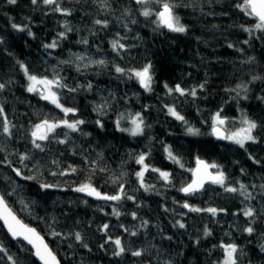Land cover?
Listing matches in <instances>:
<instances>
[{
	"label": "trees",
	"instance_id": "trees-1",
	"mask_svg": "<svg viewBox=\"0 0 264 264\" xmlns=\"http://www.w3.org/2000/svg\"><path fill=\"white\" fill-rule=\"evenodd\" d=\"M58 2L71 14L55 12V5L42 0L36 5L31 0L15 4L0 0V83L5 84L0 90L4 108L0 194L9 207L44 236L60 264H164L170 259L173 264H218L224 256L222 243L244 250L246 255L238 264H264L260 251L264 245V99H260L264 97V32L254 29L255 17L236 6L243 0H169L177 5L174 13L186 26L184 33L157 26L160 4L156 0L143 5L136 0H105L106 7L100 0ZM145 8L152 15H141ZM97 19L107 20L108 26L96 25ZM65 22L72 31L66 32ZM13 24L27 25L33 35L13 29ZM61 32H66L65 38L59 37ZM117 39L125 47L114 51L111 42ZM54 40L58 47L45 49ZM78 56L83 59L77 60ZM21 63L32 75L61 79L66 87H54L59 103L76 111L65 114L38 92L26 91L28 80ZM149 63L152 84L151 90H145L129 70H141ZM117 66L125 73H117ZM253 76L262 79L253 81ZM166 84L172 89L179 85L185 94L169 93ZM237 85H247V92ZM192 89L195 97L188 94ZM105 103L103 115L95 111ZM169 107L184 120L171 115ZM137 113L144 121L141 135L117 130L118 119L120 127L131 129ZM217 113L225 119L226 133L241 128L245 116L255 121L257 141H247L243 148L230 140L217 141L212 134ZM5 118L10 135L2 132ZM97 119L103 129L96 125ZM43 120L85 123L76 132L57 128L49 140L38 141L41 151L32 144L31 130ZM188 128L198 134H189ZM166 147L179 163L168 159ZM142 153L147 154L149 166L143 175L148 190L136 175L142 168L137 163ZM22 155L29 158L21 161ZM198 158L217 165L213 169L225 174V185L207 183L200 191L183 194L180 189L190 182ZM152 169L168 172L169 179ZM42 184L53 187L42 189ZM84 184L108 196L117 195L123 185L124 194L112 202L93 200L75 190ZM240 184L251 199L240 191L225 190L239 189ZM185 203L218 211L215 215L190 211L183 207ZM249 207L255 211L254 218L243 214ZM144 221L148 223L142 227ZM177 221L185 227L174 226ZM105 224L109 227L103 231ZM250 224L251 235L244 231ZM53 231L61 235L53 236ZM75 232L81 233L88 248L75 240ZM109 237L122 241L124 254L113 256L115 245ZM0 247L5 250L0 252V264H38L27 245L11 240L1 225ZM144 248L149 251L142 257L131 255Z\"/></svg>",
	"mask_w": 264,
	"mask_h": 264
},
{
	"label": "snow or ice",
	"instance_id": "snow-or-ice-1",
	"mask_svg": "<svg viewBox=\"0 0 264 264\" xmlns=\"http://www.w3.org/2000/svg\"><path fill=\"white\" fill-rule=\"evenodd\" d=\"M17 0H8V3L10 4H15ZM138 4H145L146 2H151V0H136ZM157 3L160 4V11L156 12V21L155 23L157 24L158 27H165L171 32H177V33H184L187 31L186 26L181 24L180 22V17L175 15L174 9L177 7L176 4L169 2V0H156ZM31 3L33 5H36L38 3V0H31ZM42 3L45 5H55L53 11L55 12H60L64 15H70L71 10L70 9H65L62 8L58 0H42ZM101 7H106L105 0H100ZM238 8H240L246 15L252 16L256 18V23L254 25V29L260 30L264 32V0H243L242 4H237L236 5ZM141 15L144 17H149L152 15V12L150 9L145 8L142 12ZM94 23L96 25H103L104 27L108 26V21L107 20H95ZM135 23V21H133ZM13 29L23 32V31H28V35L32 36L33 33L31 32L30 29H28L27 25H17L13 24L12 25ZM64 27L67 31H72L70 27H68L67 23L65 22ZM244 31L249 32L250 34L252 33L253 29L250 28H244ZM66 32H61L59 33L60 38H65L66 37ZM84 44H87V40L81 41ZM3 43V40L0 39V44ZM244 43H248V41H244ZM112 48L115 51L117 48L123 49L125 46L120 43V41L113 40L111 42ZM45 49H55L58 47L57 41H53L50 44L44 45ZM229 47H232V45H229ZM83 57L78 56L77 60H81ZM254 58L249 57V61L253 60ZM62 63H68V62H62ZM90 63L94 64H99V65H104L105 61L104 60H91ZM88 65H85L87 67ZM20 68L24 71L25 76L27 77L28 80V85L26 88V91L30 93L38 92L41 99L47 100L52 104H55L56 107L61 108V110L67 114L69 112H75V109L72 108H64L60 103H59V98L57 96V93L53 91V86L56 88H63L66 87L64 83H62L61 79L59 78H54V79H48L47 77H37L35 75H32L28 72V69L25 67L24 64H20ZM151 69L152 65L146 64L141 70H129L132 75H134L141 86L145 90H151V84H152V74H151ZM79 71L80 69L77 68ZM115 71L117 73H125V69H122L120 67H116ZM257 79H262V77L259 76H253L252 80L255 81ZM79 87V86H78ZM165 87L168 89L169 93L172 92H177L180 93L181 95L185 94V90L182 89L179 85H176L175 89L168 88L167 84ZM200 88H203L204 85L201 84L199 86ZM5 88V84L0 83V90H3ZM88 89L92 88L91 83L87 85ZM237 89H243L244 92L246 93L248 90L247 85H237ZM70 92H75L77 91V88H69ZM188 94L192 95L195 97L196 95V90L192 89ZM239 92H237V95L239 96ZM244 99H247V96L245 95L243 97ZM260 99H264V97H261ZM108 105L107 103L97 107L95 111H97L99 114L103 115L104 114V109L107 108ZM168 111L171 115H173L176 119L183 121L184 117L179 115L175 111L174 108L169 107ZM4 115V108L2 105H0V117ZM122 118V117H121ZM85 121L83 120H76L71 123H69L67 120H61V121H49V120H43L40 123L34 125L33 129L31 130V137H32V144L34 148L40 149L43 151V148L41 144L38 141H46L49 140V134L54 133L55 130L61 126H64L68 129H70L73 132L79 131V125L84 124ZM96 125L100 128L103 129L104 124L102 120L97 119L95 121ZM225 124V119L221 118L220 113H217L213 117V126H212V134L217 136L219 139H224V140H230L236 144H238L241 148L245 146V142L251 141L255 143L257 141V137L253 135L254 130H256L259 125L247 118L242 120V127L239 128L237 131L232 132V133H225L221 130V126ZM132 125L133 127L131 129L127 128H122L120 127V119L116 121V128L118 131L121 132H129L133 136L141 135L144 130V121L142 117L140 116L139 113L136 114L135 117L132 118ZM10 123L9 121L5 118L3 121V127H2V132L4 135H10ZM188 133L196 135L198 134L197 129L193 128H188ZM87 135V134H85ZM65 136L67 137L68 134L65 133ZM59 143L63 144L66 141L65 140H60L58 141ZM165 151L167 152L168 159L173 160L176 163H179V160L173 155L171 150L169 148H165ZM146 153H142L138 156L137 158V163L142 165L141 171L137 172L136 175L141 181V187H144L145 190H148V186L143 184V175L144 172L148 170V165L145 164V157ZM29 157L26 155H22L20 157L21 161L28 159ZM93 165L96 164V161L91 162ZM197 168L191 169L193 173V180L191 183H189L186 187H183L180 189V191L184 193H193L198 191L199 189L203 188L205 180H210L214 184H219L221 186L225 185V174L222 171H218L215 175L212 173L208 172L207 169L209 167L217 168V165H207L204 163V161H201L197 159ZM183 167V165H181ZM103 170V169H101ZM15 171L16 175L19 176L21 175V172L19 169H13ZM71 171H76L75 168L71 169ZM154 172H159L160 177H162L164 180L169 179V173L160 171L159 169H152ZM243 171V170H242ZM63 175V173H61ZM33 177H27V179H32ZM42 189H47L53 187V185L49 184H42L40 185ZM255 187V186H253ZM261 188L264 189V185H261ZM120 193L117 195H112V196H101V193H99L94 187H92L90 184H84L81 185L80 187L76 188L75 190L78 192H85L88 195L91 196H96L97 198L105 199V200H112V201H117L120 200L123 193V185H120ZM226 191L228 192H237L240 191L241 195H246V199H251V194L247 193V188L244 184H240L239 189L236 187H226ZM128 199H133V197H127ZM185 208H189L190 211H207L215 215L217 213V209L215 208H207V209H199V208H193L189 204L185 203L183 205ZM220 211H223L222 209ZM113 213L115 215H119V212H117L115 209L113 210ZM244 216L249 217V218H254L255 216V211L251 207L247 208L244 211ZM133 217H136V213H132ZM0 220H3L4 225L7 227L8 232L11 233V235L14 238L17 237H22L23 240L27 241L29 244L32 245V247L35 249L34 255L38 257L43 264H59V261L56 259L55 255L52 253V251L49 249L48 245L44 242L43 237H41L34 228H30L27 225L23 224L17 217L12 213L11 209L8 207L5 197L3 195H0ZM147 221L142 222V227L147 225ZM179 228H184L185 225L183 223H180L179 221L176 222V225ZM108 225L105 224L103 226V231H106L108 229ZM127 231V229H125ZM245 232H247L249 235H251L254 232L253 226L251 224L244 229ZM136 232H132L131 235H136ZM53 236H60L61 233H57L55 231L52 232ZM210 235V232L208 229H205V236ZM75 240L80 243L84 248H88V245L83 242V236L81 235L80 232H75L74 233ZM166 239L171 240V237H166ZM109 241H111V237H109ZM109 241H105V244H107ZM115 245V249L113 251V256L119 257L122 254L125 253L126 248L122 245V241L117 238L114 241H111ZM199 243V241H197ZM71 247V245H69ZM101 248H104L105 245H101ZM215 247V246H214ZM224 253L223 259L218 262V264H238V259L240 257H244L246 253L244 252L243 249L238 248V246L234 243L231 244H221L219 246ZM5 251L2 247H0V252ZM90 251V249H89ZM149 250L147 248L144 249H138L135 251L131 252V255L133 257H142L145 253H147ZM260 251L264 253V245H261ZM9 260H13V257L9 256ZM13 264H15V261H13ZM164 264H173L172 260L165 261Z\"/></svg>",
	"mask_w": 264,
	"mask_h": 264
},
{
	"label": "water",
	"instance_id": "water-1",
	"mask_svg": "<svg viewBox=\"0 0 264 264\" xmlns=\"http://www.w3.org/2000/svg\"><path fill=\"white\" fill-rule=\"evenodd\" d=\"M141 85V84H140ZM221 130L223 131V132H225L222 128H221ZM226 133V132H225ZM214 138L217 140V141H224V139H219L217 136H215L214 135ZM199 160H201V161H204V163L205 164H207V165H210L206 160H204V159H202V158H198ZM197 161V160H196ZM195 168H197V163L195 162V166H194V169ZM207 171L208 172H210V173H212L213 175H215L216 173H217V171H215L214 169H213V167H209L208 169H207ZM192 180H193V173H192V178H191V180H190V182L189 183H191L192 182ZM188 183V184H189ZM207 183H212L210 180H205V182H204V186L207 184ZM187 184V185H188ZM214 184V183H213ZM186 185V186H187ZM186 186H184V187H186ZM203 186V187H204ZM202 189V188H201ZM201 189H199L198 191H200ZM120 191H121V189H120ZM120 191H119V193H120ZM100 193V192H99ZM118 193V194H119ZM183 194H189V193H184V192H182ZM82 194L83 195H85L86 197H88V198H91V199H93V200H99V201H108V202H112V200H105V199H101V198H97L96 196H91V195H88L87 193H85V192H82ZM1 195V194H0ZM101 196H108V195H105V194H102L101 193ZM6 201V200H5ZM7 203V202H6ZM8 205V204H7ZM8 207H9V205H8ZM10 208V207H9ZM11 209V208H10ZM11 211H12V213L17 217V219H19L23 224H25V225H27L28 227H30V228H34V227H32V226H30V225H28V224H26L24 221H22L18 216H17V214L16 213H14V211L11 209ZM0 225L2 226V228L4 229V231H5V233L9 236V238L11 239V240H13V241H16V240H18V241H21V242H23L24 244H26L27 245V247L31 250V252H32V256H33V259L38 263V264H43V262L38 258V257H36L35 255H34V252H35V249L32 247V245L31 244H29L27 241H25V240H23V238L22 237H17V238H14L12 235H11V233H9L8 232V229H7V227L4 225V222H3V220H0ZM35 229V228H34ZM36 230V229H35ZM36 232L41 236V237H43V239H44V242L48 245V247H49V249L52 251V253L55 255V257H56V259L59 261V259H58V257L56 256V254L53 252V250L51 249V247L49 246V244H48V242L46 241V239L44 238V236H42V234L40 233V232H38V230H36ZM59 264H60V261H59Z\"/></svg>",
	"mask_w": 264,
	"mask_h": 264
},
{
	"label": "rangeland",
	"instance_id": "rangeland-1",
	"mask_svg": "<svg viewBox=\"0 0 264 264\" xmlns=\"http://www.w3.org/2000/svg\"><path fill=\"white\" fill-rule=\"evenodd\" d=\"M54 87H55V86H53V91H55ZM242 126H243V125H242ZM242 126H241V127H242ZM221 128L224 129V126L222 125ZM224 130H225V129H224ZM236 131H237V130H236ZM232 132H235V131H232ZM232 132H227V133L230 134V133H232Z\"/></svg>",
	"mask_w": 264,
	"mask_h": 264
}]
</instances>
